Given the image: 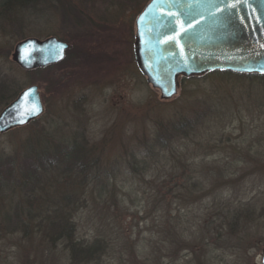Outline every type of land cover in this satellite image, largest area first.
<instances>
[{"label":"rangeland","instance_id":"obj_1","mask_svg":"<svg viewBox=\"0 0 264 264\" xmlns=\"http://www.w3.org/2000/svg\"><path fill=\"white\" fill-rule=\"evenodd\" d=\"M147 1H51L24 11L20 22L3 21L0 49L10 47V53L0 56V78L14 77L20 90L38 85L44 110L0 133V155L21 159L28 140L43 138L40 131L85 138L102 173L81 183L78 206L60 204L75 239L87 242L102 233L111 245L88 264H264V79L213 72L181 77L177 94L161 99L132 57L135 18ZM71 8L88 11L79 34L68 18ZM20 36H56L70 48L57 64L24 70L12 60ZM195 114L202 117L195 134L176 139L145 167L140 154L133 164L131 154L158 122ZM63 177L56 171L43 176L37 196L45 193L54 207L56 194L75 195L82 174ZM7 183L0 185V264H70L64 239L49 240L48 222L40 229L34 222L15 224L48 216L40 208L50 209L45 197L28 195L31 183Z\"/></svg>","mask_w":264,"mask_h":264},{"label":"water","instance_id":"obj_2","mask_svg":"<svg viewBox=\"0 0 264 264\" xmlns=\"http://www.w3.org/2000/svg\"><path fill=\"white\" fill-rule=\"evenodd\" d=\"M68 46L56 36L28 37L16 43L12 60L24 70L46 67L62 61ZM133 55L163 100L177 94L181 77L216 70L264 75V0H148L135 19ZM43 110L38 85L23 88L0 111V133Z\"/></svg>","mask_w":264,"mask_h":264},{"label":"trees","instance_id":"obj_3","mask_svg":"<svg viewBox=\"0 0 264 264\" xmlns=\"http://www.w3.org/2000/svg\"><path fill=\"white\" fill-rule=\"evenodd\" d=\"M51 1L59 0H0V21H2L0 27L5 26L2 24L4 20L7 22H20L24 11L33 12L40 10L42 6L48 3L52 5ZM87 1L91 3L92 0H83V3H87ZM70 11L71 16L68 18L73 17V24L79 26V29H76L75 34H79L84 28V20L86 18L88 19V11L73 8H71ZM21 39H23L22 36H20L19 40ZM9 53L10 47L6 50L0 49V56L7 57ZM41 69L42 68H35L33 71H41ZM213 73L244 77L251 81H260L264 79V75L258 74H237L229 71H216ZM20 89L21 85H19V82L14 77L10 75L7 77H1L0 105L6 106L18 95ZM200 114L202 117L205 115L202 112H200ZM201 115L195 114L192 118L181 116L174 120H162L158 122L153 133L142 139V147H140V151L136 152L134 155L131 154L134 161L133 164L137 163L138 160L136 158L140 154V168L145 167L148 164L149 157L157 154L161 150L167 149L176 139L186 138L191 134H195L197 125L202 119ZM40 132L42 133L43 138L41 136H36L33 139L28 140L23 148V156L21 159H18L16 155L9 153L0 155V185H3L4 183L8 185L7 182H10V180L21 181V185L25 186L27 183H31V186L29 187L30 191H27L28 195L31 194L36 196L35 199H39L40 197H45L44 199H46V196H44L45 193L37 196L38 192L42 191L41 188L43 186L39 187L38 184L43 176L56 171L59 175H63V178L67 177L70 179L73 176H78V174H82V178L78 181L75 195H65L61 197L56 194L57 203L54 207L47 202V199L44 200V204H47L48 207H46L50 209L47 210L45 207L40 208L46 212L48 216L40 213L38 216H42L43 218L38 220L17 219L15 224L17 226L28 227L29 224L27 223L34 222L33 224L36 223L40 229V224L48 222L50 230L46 232L51 231V233L47 234L49 240L57 241L60 238L64 239L63 249L69 253L70 264H88L92 261H98L111 246L106 239V236L101 233L91 241L87 242L75 239L73 236L74 224L70 221V214L67 213L66 210H64V213L60 202L63 199V201L68 202L66 207H69L71 204L72 209L78 206V201L81 202L80 198L85 189V186L82 187L81 183L85 182L87 178H91L93 181L98 180L100 173H102L99 167V161L96 157L89 155V151L86 149V143L84 142L85 138L83 137L79 138V140L75 137L72 140H68L56 138L46 130ZM49 139L51 142L48 141ZM103 175L107 179L109 171H104ZM73 181L70 182L72 183ZM103 189H107L106 185H101L99 187V190ZM77 190H80V192L78 193ZM55 196H52V198ZM28 215H31L30 211H28ZM236 217L238 219L237 215ZM5 222L8 224L13 221L10 217ZM38 248L39 246H36V250H39ZM52 248L53 250L51 252L49 251V253H53V251L56 250L55 246H52ZM22 264H36V260L34 259L31 261L29 259V261H24Z\"/></svg>","mask_w":264,"mask_h":264},{"label":"snow or ice","instance_id":"obj_4","mask_svg":"<svg viewBox=\"0 0 264 264\" xmlns=\"http://www.w3.org/2000/svg\"><path fill=\"white\" fill-rule=\"evenodd\" d=\"M233 6H235V5H233ZM226 7H227V5H226ZM183 30H184V29L182 28V31H183ZM36 112H37V109H36L35 107H33L32 109H30L29 114H30V115H35ZM20 122H23V120H21Z\"/></svg>","mask_w":264,"mask_h":264},{"label":"flooded vegetation","instance_id":"obj_5","mask_svg":"<svg viewBox=\"0 0 264 264\" xmlns=\"http://www.w3.org/2000/svg\"><path fill=\"white\" fill-rule=\"evenodd\" d=\"M133 39H135V31H134V33H133ZM133 43H134V41H132V57H133V59H134V55H133Z\"/></svg>","mask_w":264,"mask_h":264}]
</instances>
